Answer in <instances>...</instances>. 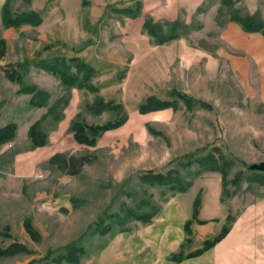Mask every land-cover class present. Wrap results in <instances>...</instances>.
Listing matches in <instances>:
<instances>
[{
	"label": "rangeland",
	"instance_id": "obj_1",
	"mask_svg": "<svg viewBox=\"0 0 264 264\" xmlns=\"http://www.w3.org/2000/svg\"><path fill=\"white\" fill-rule=\"evenodd\" d=\"M7 1L14 14L39 12L42 24L5 27ZM138 1L143 12L135 19H121L113 9L134 7ZM146 1L151 2L148 15ZM158 1L0 0V41L5 42L0 129L17 125L14 140L0 144V249L24 246L0 257V264H38L71 243L86 248L85 259L92 257L112 233L140 222L120 217L153 213L182 193L144 181V174L177 170L191 183L181 198L202 204V175L207 171L201 173L198 162L184 166L189 154L195 153L198 160L214 157L225 169L221 201L232 217L264 197V172L255 168L264 162V109L259 97L240 83L228 59L235 54L233 48L222 39L234 16L248 15L246 0H200L188 35L165 45H156L143 29L145 17L166 6V0ZM255 1L264 21V0ZM178 12L177 20L186 23L187 8ZM57 57L90 65L95 72L89 84L96 90L65 86L57 77L24 65L27 60ZM18 64L24 84L45 92L47 105L33 106V95L21 93L22 86L7 77V68ZM72 71L77 73L76 68ZM153 97L175 101L177 107L157 120L141 116L140 105ZM98 98L123 109L98 114ZM124 115L127 124L105 131L93 146H80L70 131L78 116L89 127ZM38 122L48 135L43 147H34L28 135ZM57 154L65 155L67 163L84 162L76 169L64 162L51 164ZM236 176L241 180L238 186ZM111 215L117 220L108 219ZM101 221L109 227L106 235L95 232Z\"/></svg>",
	"mask_w": 264,
	"mask_h": 264
},
{
	"label": "crops",
	"instance_id": "obj_2",
	"mask_svg": "<svg viewBox=\"0 0 264 264\" xmlns=\"http://www.w3.org/2000/svg\"><path fill=\"white\" fill-rule=\"evenodd\" d=\"M154 2L159 3L158 0ZM201 2L166 0V6L159 8L152 16L155 21H176L178 10L183 7L187 8L186 23L190 25L189 20ZM150 3L144 2V15H148ZM246 3V14L253 15L259 11L255 0H246ZM222 39L233 48L235 54L228 59H231L230 66L236 67L240 83L250 95L256 94L259 97L264 109V34L246 32L237 22H230ZM168 110L173 109L151 111L141 116H154V120H157ZM66 119H71L67 112ZM133 122L132 119L130 124ZM202 176L201 192L204 196L196 219L194 198L192 201H184L181 196L188 193H179L156 209L159 213L152 221L140 220L132 229L112 233L104 247L89 259H85L86 250L82 264H264V197L241 209L229 233L214 247L193 255L204 248L206 241L214 240L222 233L230 214V209L221 201L224 188L222 174L207 172ZM184 245L188 247L182 249ZM180 251L183 259L180 262L172 260V256ZM191 254L193 256L188 257Z\"/></svg>",
	"mask_w": 264,
	"mask_h": 264
},
{
	"label": "trees",
	"instance_id": "obj_3",
	"mask_svg": "<svg viewBox=\"0 0 264 264\" xmlns=\"http://www.w3.org/2000/svg\"><path fill=\"white\" fill-rule=\"evenodd\" d=\"M10 1V0H9ZM26 2H29L30 0H23ZM8 3V1H7ZM4 6L3 10V16H2V22L3 25L7 28H21L23 26H32L37 27L40 26L43 22V18L39 12H27L23 14H14L8 7L9 3ZM230 3V2H229ZM86 3L84 2V5ZM114 11L116 13H119L120 15L126 18H138L142 15L143 12V5L141 2H136L134 7H126V8H115L113 7ZM233 21L237 22L242 26L244 31L246 32H262L264 34V21L262 18V15L260 12H257L253 15H246L242 16L238 14L237 16H234L232 18ZM143 29L145 30L146 34L151 37L156 45H165L171 41L181 39L183 36H187L189 31L191 30L190 25H187L185 22H181L180 20H177L173 23L170 22H155L154 19L150 16L145 17ZM183 30V32H182ZM5 42L0 41V60L3 59L5 54ZM75 51H77L75 49ZM25 66H32L36 69L42 70L46 73H49L55 77H57L61 83L65 86L69 87H78L80 89L86 87L88 90L95 91L96 88H93L89 83L91 79L94 76L95 70L88 64H86L84 61L78 58H71L68 60L65 57H57L52 58L49 60H27L25 61ZM21 67L20 64L18 66H10L7 68L6 75L7 77L13 81L19 83L21 88V93L23 94H32L33 98L31 101V104L35 107H42L47 105L48 101V95L38 90L35 86H26L23 82V76L19 72V68ZM72 68H76L77 73H74L72 71ZM175 95V93H174ZM180 98L186 100V96L182 94H178ZM96 103V112L98 114L103 113L104 111H115V110H122L123 107L121 105H115L113 103H105V101L102 98H98ZM177 102L173 101H160L154 98L149 99L146 103L140 105L139 111L141 114H146L151 111H157V110H164L168 108L176 109ZM90 108V107H89ZM54 111L50 110V114H53ZM127 116L124 115V117L117 118L114 122L110 121L109 123L103 125V126H86L84 125L81 120L80 116H78L71 125V132L74 134V137L76 141L79 144L82 145H90L93 146L96 143V140L101 136L105 131L114 130L121 126H123L126 123ZM17 132V125L16 124H10L3 129H0V144H6L8 142H11L14 140ZM29 137L33 142L34 147H43L46 146L48 143V135L46 132L42 131L40 128V122L34 124L30 130H29ZM195 153L189 154L185 156V159L187 160V163L180 164L181 166H188L191 167L193 165V162H198L201 165L202 172H219L223 175V177H226L225 169L222 168V166L218 165L217 160L214 157L210 158H202V159H195ZM64 162L65 166L68 168L76 169L78 164L82 165L84 162V159L75 161L70 160L69 163H67V160L65 158V155L57 154L53 156L50 160L51 164H57ZM199 173V174H201ZM144 181H148L152 184L160 185V186H167L171 191H178V192H186L190 186V182H185L184 178H181L179 176V173L177 170H170L166 173H149L144 174L143 178ZM225 181V180H224ZM241 180H239L238 177L235 178L234 185L238 186ZM224 184H226L224 182ZM200 200L196 199L194 203V219L197 218L199 214V207H200ZM158 213L157 210H155L153 213H150L149 215H139L134 216L132 214H127V217H120L119 220L124 219H134L137 221H146L150 222L151 219ZM232 215V214H231ZM229 215L227 218V225L224 227L222 233L216 237L214 240L206 241L204 244V248L196 251L193 255H199L203 253L206 250L211 249L221 241L225 236L229 233L231 229V225L236 220L235 217H232ZM117 216L113 217L112 215L108 217V219L117 220ZM105 223L104 221L100 222L99 225L95 228L96 233L100 234H106L110 232L109 227L103 226ZM100 226H103L104 228H101ZM189 226V225H188ZM187 243H189L187 241ZM185 248V245L182 247V249ZM24 249V246L21 244H15L9 248L0 249V257L7 256L10 254H13L14 251H21ZM58 255L54 256L51 259H46V261H41L38 264H81L82 260L86 254V249L83 245L79 243H71L64 247ZM188 255V257L193 256ZM183 259L182 252L172 256V260L180 262Z\"/></svg>",
	"mask_w": 264,
	"mask_h": 264
},
{
	"label": "water",
	"instance_id": "obj_4",
	"mask_svg": "<svg viewBox=\"0 0 264 264\" xmlns=\"http://www.w3.org/2000/svg\"><path fill=\"white\" fill-rule=\"evenodd\" d=\"M255 168L259 171L264 172V162H262L260 165H257Z\"/></svg>",
	"mask_w": 264,
	"mask_h": 264
}]
</instances>
